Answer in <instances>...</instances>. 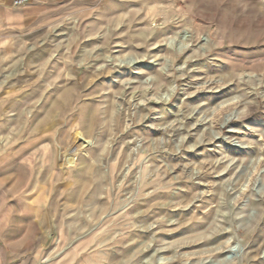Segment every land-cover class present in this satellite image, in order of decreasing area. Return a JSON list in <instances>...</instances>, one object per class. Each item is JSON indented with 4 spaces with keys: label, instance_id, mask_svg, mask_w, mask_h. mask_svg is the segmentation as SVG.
<instances>
[{
    "label": "rangeland",
    "instance_id": "obj_1",
    "mask_svg": "<svg viewBox=\"0 0 264 264\" xmlns=\"http://www.w3.org/2000/svg\"><path fill=\"white\" fill-rule=\"evenodd\" d=\"M77 256L264 264V0H0V264Z\"/></svg>",
    "mask_w": 264,
    "mask_h": 264
},
{
    "label": "bare ground",
    "instance_id": "obj_2",
    "mask_svg": "<svg viewBox=\"0 0 264 264\" xmlns=\"http://www.w3.org/2000/svg\"><path fill=\"white\" fill-rule=\"evenodd\" d=\"M15 13V12H14ZM5 17V16H4ZM6 23V22H5ZM72 136V135H71ZM75 139L77 140V141H79V142H81V145H86V147H89V145H91L92 144V138H89L88 137V133L84 130V129H82L81 131H77L76 133H75ZM73 140V139H72ZM63 149V148H62ZM53 151V150H52ZM63 151V155H64V157H65V163L66 164H74L75 162H76V160H74V156L73 155H71L70 154V151H68V150H62ZM73 152V151H72ZM49 156H50V158H48V168L49 167H52V152L49 154ZM9 157V156H8ZM21 202V201H20ZM20 202H17V203H20ZM23 203V202H22ZM24 204V203H23ZM4 212V211H3ZM31 218V217H30Z\"/></svg>",
    "mask_w": 264,
    "mask_h": 264
},
{
    "label": "crops",
    "instance_id": "obj_3",
    "mask_svg": "<svg viewBox=\"0 0 264 264\" xmlns=\"http://www.w3.org/2000/svg\"><path fill=\"white\" fill-rule=\"evenodd\" d=\"M53 251H54V245L50 247V249H49L47 254L51 253V255H52L54 253ZM45 255H41V252L39 251L34 257V262H37V260H39V258L44 257ZM59 263L60 264H83V263L80 262V257L79 256H77V257H75L73 259L72 258L71 259L70 258H63Z\"/></svg>",
    "mask_w": 264,
    "mask_h": 264
},
{
    "label": "built area",
    "instance_id": "obj_4",
    "mask_svg": "<svg viewBox=\"0 0 264 264\" xmlns=\"http://www.w3.org/2000/svg\"><path fill=\"white\" fill-rule=\"evenodd\" d=\"M28 3V0H11V5L13 8H19Z\"/></svg>",
    "mask_w": 264,
    "mask_h": 264
}]
</instances>
